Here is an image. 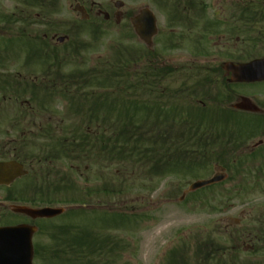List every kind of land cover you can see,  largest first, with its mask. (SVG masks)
I'll return each mask as SVG.
<instances>
[{
	"label": "rangeland",
	"instance_id": "1",
	"mask_svg": "<svg viewBox=\"0 0 264 264\" xmlns=\"http://www.w3.org/2000/svg\"><path fill=\"white\" fill-rule=\"evenodd\" d=\"M46 1L50 3L49 12L47 11L48 17L57 24L59 34L66 32L61 28L60 21L65 18L69 23V30L66 33L71 35L70 41L65 45L56 46L55 50L61 58L64 57V54L71 55L64 61L61 58L51 61L52 65L54 63L56 65L53 69L60 71V76L62 73L65 76L72 71L82 72L92 68L98 59L113 56L120 45L126 44L130 47H143L144 45L142 41L129 39L132 31L116 27L102 30L99 44H94L87 39L89 37H84L82 33L78 32L80 16L73 9L76 4L75 0ZM92 1L113 4L111 0ZM124 1L127 6L133 8L145 7V5L153 8L156 5H161L159 0ZM16 4L19 10L30 9L22 3V0H1L0 13H11ZM165 4L163 8L167 11L168 7ZM153 10L155 9L153 8ZM39 11L41 10L38 6L31 8V12L34 14ZM158 12L161 16V11ZM167 13L169 14V11ZM159 14L157 13L158 19ZM39 20L44 21V17ZM0 25L4 26L3 23ZM49 29L50 26L47 27L46 24L41 23L29 26L32 35L42 36ZM0 34L2 35L0 36V52L2 53L0 55L8 58L5 67H2L3 65L0 63V74L11 75L16 79L19 77L22 81L36 82L38 85L48 83L46 81H49L51 77L44 74L46 71L42 64L43 60L40 59L41 62H38L33 54L28 55V52L36 50H30L21 39H15L9 43L8 38L13 36L11 30ZM160 42L157 38L154 40L153 46L155 53H161H159V62L167 64L184 62L182 61V57L186 56L184 53L177 50H165ZM77 45L80 49L74 51ZM53 73L55 74V72ZM195 80L196 73L193 69L188 70L180 66L173 67V71L163 78L160 85L162 88L165 87L166 92L178 98L176 102L185 104L186 109L193 103L202 105L199 101L210 104L208 96L197 92L193 93ZM184 84L190 87L189 92H179L181 88L186 87L182 86ZM139 88L134 91L136 93L128 92L124 96L137 101L143 99L145 95H142L143 92ZM194 94L195 96L192 97ZM2 95L3 93H0V152L9 158L13 155L28 156L31 154L35 161L32 166L40 167L35 170H58L62 173L28 176V178H22L12 183L10 188L1 186L0 199L13 191H18L17 193L22 197L27 196L31 190L28 187L31 186V183L34 185L35 180L36 183L41 184V187L67 181L69 187L65 189V186H61V190H56L61 194L54 197L61 200L68 197L67 200H72L78 195L89 203L86 206L88 211L83 213H72L71 208L76 206L73 203L63 204L61 201H56L51 205L48 204L52 207L64 206L69 209L65 214L58 215L56 218L44 220H32L25 215H12L7 207L4 208L0 216L7 212L4 217H9V221L15 219L30 224L36 223L40 227L33 239L36 253L39 254V257L36 256L34 264H53L49 259H42L45 249L55 246L53 237L70 240L71 244L75 243L79 249L89 251L86 245H82V242L87 241L88 235L100 241L105 239L104 249L107 247L106 250H110V246L115 249L113 253L105 252L104 260L108 264H170L172 259L169 257L172 252L176 254L185 247L188 257H185L186 262L181 261L180 264H219V260L229 263L233 258L242 262L246 258L257 257V254H260L258 249L253 254L243 251V246L247 244L243 234L248 230L255 231L253 230L255 228L258 230L263 223H259L258 219L264 216V130H259L254 134L261 126L252 125L253 122L250 120L249 114H240L234 123L236 125L232 134L237 139L239 138V141H244L241 146L233 144L236 140H227V137L221 140L217 146L207 150L210 158L214 160L207 163L205 167H194V162L197 160L188 159L182 163L180 169L159 174L153 171L152 165L138 162L107 167L100 161L95 165L80 160L71 161L64 157L53 160L43 158L45 155L40 152V148L46 143V140L43 137H37L39 136L38 128L50 123V125L53 124V127L60 128L59 130L53 129V131L64 135V130L72 127L75 121L68 110L71 104L67 99L57 96L51 104L48 103L50 105L46 111L40 109L36 102L31 101L32 109L28 112L30 116L22 120L19 117L22 113L20 111L27 112L24 109L25 106L20 104L24 100L30 101L31 95L27 94L16 99L15 96L8 94L5 100H2ZM44 98L46 97L40 96V99ZM233 100L232 97L229 98V101ZM32 113L33 115H31ZM17 116V122L20 123L18 125L16 122V126L12 127L11 122ZM34 123L36 126H33ZM65 134L69 135V131ZM21 138L24 139V142ZM33 140V144L37 146L31 147L27 143ZM260 140H263V143L256 146ZM39 146L41 147L39 148ZM225 148H229V150L224 154L223 149ZM217 163L227 168L228 180L218 187L202 189L200 191L204 192L195 196L188 192L182 200V195L188 190L191 183L196 179H207L215 173L214 165ZM29 168L30 172H33L32 167ZM176 171L179 172L176 173ZM26 188L28 189L26 190ZM64 191L66 193L63 195ZM48 197H53V195L49 194ZM25 199H29V197H25ZM45 205L47 204L40 203L37 206ZM122 213L131 218L124 219L112 215ZM231 217L241 218V225L230 226L227 220ZM211 232L218 244L222 246L225 244L224 246L227 247L225 256H211L202 262L194 261L193 253L196 246L193 244V240L196 239L195 236L200 234L205 237ZM233 244L240 245L238 253H232ZM56 248L66 249L64 245H58ZM262 257L260 255L258 258Z\"/></svg>",
	"mask_w": 264,
	"mask_h": 264
},
{
	"label": "trees",
	"instance_id": "2",
	"mask_svg": "<svg viewBox=\"0 0 264 264\" xmlns=\"http://www.w3.org/2000/svg\"><path fill=\"white\" fill-rule=\"evenodd\" d=\"M30 53L45 61L51 57L60 59V55L53 51L44 52L38 49ZM154 65V62L145 61L143 53L136 52L134 55L130 53L125 44L120 45L113 56L98 59L93 68L89 69V71H102L105 76L104 86H106L109 109L108 137L103 119L104 110H101L99 105L101 102L99 76L96 74L94 78L90 75L83 77L72 75L65 78L63 81L66 84L62 87L61 93L65 96L69 95L68 98L72 104L74 103L73 110L77 124L74 128L64 130H69V135L55 136L54 132L42 130L41 133L46 139L54 140L47 147H56L58 148L56 153L75 161L80 160L95 165L100 161L106 165L116 166L138 162L152 165L153 171L178 170L186 159L197 160L194 162V167H203L207 162L209 163L211 159L206 157L208 148L221 142V137L224 135L216 115H209L201 108L188 112L191 107L186 109L174 102H171L170 108H165L161 103L157 105L158 107H154L148 102L137 103L124 96L130 91L138 90L139 86L136 87L134 84H142L139 89L146 91L149 88L148 83L153 80L155 87H159L163 76L171 71L154 69ZM40 92L41 89H32L35 98H38ZM152 112L157 114L162 112L164 115L155 119L151 117ZM139 114H142L141 118H136ZM157 123L160 124L159 129L155 128ZM225 151L226 149L224 153ZM163 161L166 163L156 164ZM168 162L173 163L172 166H169ZM66 185L69 187L68 184ZM46 188L45 191H41L42 196L50 194L51 188L47 185ZM55 189L60 190V186L56 185ZM67 198H64L66 202ZM20 199L23 200L24 196ZM53 239L55 246L45 249L42 257L44 260L49 259L53 264H108L104 260L105 252L113 253L115 250L111 246L110 250H106L107 247L104 249L105 239L100 241L90 236L85 243L82 242L89 251L79 249L75 243L72 245L70 240H61L59 237ZM58 245H64L66 249H57ZM224 253L222 250L208 251V254L216 256H222ZM220 262L228 263L224 260Z\"/></svg>",
	"mask_w": 264,
	"mask_h": 264
},
{
	"label": "flooded vegetation",
	"instance_id": "3",
	"mask_svg": "<svg viewBox=\"0 0 264 264\" xmlns=\"http://www.w3.org/2000/svg\"><path fill=\"white\" fill-rule=\"evenodd\" d=\"M38 1L43 3V8L49 4L46 0ZM75 1L76 4L82 5L87 13V17L78 13L80 23L77 29L84 37H89L87 39L92 43L99 44L102 29H113V27L128 29L132 31L129 39L142 41L137 34L134 21L142 16L148 6L133 8L127 6L125 2L117 3L119 0H111L112 5L92 0ZM169 1L166 3L169 14L162 5L153 7L155 12L159 14L160 10L162 13L156 21L157 34L153 37V41L158 38L165 50L181 51L186 56L182 57L184 62L180 64L163 63L161 66L167 69L180 66L188 70L193 69L196 73L193 93L206 95L210 100V104L199 101L203 107L208 106L210 110L227 113L231 120L240 114H249L253 124L258 126L264 124V0ZM36 14L41 19L46 13L42 10ZM36 14L28 9L20 12L16 4L11 13H0V23L4 19L10 21L15 35L21 38L22 28L36 24L33 18ZM48 23L52 24L51 21ZM60 26L66 32L69 30V23L65 18L60 21ZM57 27L54 26L48 33L42 34V45L56 47L62 44L58 41L60 35L67 36L69 38L67 42L70 40L69 34L66 32L59 34ZM139 28L142 29L141 26ZM147 29L148 26L143 27L144 31ZM92 30L98 33H90ZM3 32L4 26L0 25V33ZM28 35L38 40L36 35L33 36L30 32ZM239 68L242 72H239ZM0 75L1 87H6L10 83L15 84L19 80ZM189 89V86L183 87V91L189 92ZM6 96L3 92L2 98L5 99ZM230 97L234 100L229 101ZM239 103L248 104L250 110L236 109V104ZM103 104L106 106V102ZM14 157L16 156L9 158L0 152V161L11 160ZM34 162V159L29 162L33 172L29 171L24 176L62 173L58 170H35L40 167L32 166ZM0 200L1 213L4 211L5 204L3 197ZM6 213L0 216L1 225L14 226L22 223L15 219L7 222L4 217ZM258 220L264 221V216ZM243 237L246 239L245 242L251 244L249 245L251 249L256 246L254 243L256 240L260 244L261 251H264V233L254 236L246 231ZM261 260L264 261V259ZM255 264H264V262Z\"/></svg>",
	"mask_w": 264,
	"mask_h": 264
},
{
	"label": "water",
	"instance_id": "4",
	"mask_svg": "<svg viewBox=\"0 0 264 264\" xmlns=\"http://www.w3.org/2000/svg\"><path fill=\"white\" fill-rule=\"evenodd\" d=\"M75 10L80 11L81 8L76 6ZM146 12H144L145 16ZM151 14V13H150ZM149 29L145 32L137 28L140 36L145 38L149 45H152L151 38L156 33L153 30L156 19L153 14L149 18ZM143 25L141 19H135V25ZM61 41L65 40V37H60ZM241 72V70L239 71ZM238 108L248 110L250 107L246 103L238 104ZM256 110V109H254ZM217 170L220 167H216ZM224 170V168H221ZM27 171L24 169L23 164L18 163L17 161L11 162H0V185L1 184H11L15 179L22 174H25ZM226 178L224 172H220L211 179L199 180L196 183L190 186V190H196L197 188L208 186L209 184L218 183ZM15 211L22 214H27L32 218L35 217H53L57 214L64 212L63 208H50L45 207L43 209H32L27 206H15ZM230 223H240L237 219L231 218ZM36 232V227L30 226L28 224L14 226V227H3L0 228V264H33V242L32 238Z\"/></svg>",
	"mask_w": 264,
	"mask_h": 264
}]
</instances>
